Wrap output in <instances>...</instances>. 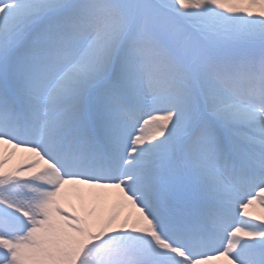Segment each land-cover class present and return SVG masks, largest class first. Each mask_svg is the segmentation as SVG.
Here are the masks:
<instances>
[{
    "label": "snow or ice",
    "instance_id": "1",
    "mask_svg": "<svg viewBox=\"0 0 264 264\" xmlns=\"http://www.w3.org/2000/svg\"><path fill=\"white\" fill-rule=\"evenodd\" d=\"M0 264H264V0H0Z\"/></svg>",
    "mask_w": 264,
    "mask_h": 264
}]
</instances>
